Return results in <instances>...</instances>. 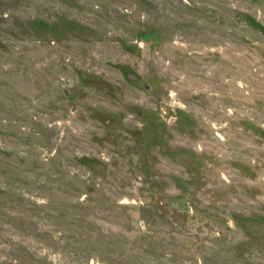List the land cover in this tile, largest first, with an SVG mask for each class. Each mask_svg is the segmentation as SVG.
I'll list each match as a JSON object with an SVG mask.
<instances>
[{
	"label": "rangeland",
	"instance_id": "1",
	"mask_svg": "<svg viewBox=\"0 0 264 264\" xmlns=\"http://www.w3.org/2000/svg\"><path fill=\"white\" fill-rule=\"evenodd\" d=\"M0 264H264V0H0Z\"/></svg>",
	"mask_w": 264,
	"mask_h": 264
}]
</instances>
